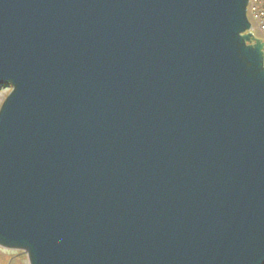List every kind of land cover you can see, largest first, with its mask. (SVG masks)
Instances as JSON below:
<instances>
[{"label":"water","instance_id":"water-1","mask_svg":"<svg viewBox=\"0 0 264 264\" xmlns=\"http://www.w3.org/2000/svg\"><path fill=\"white\" fill-rule=\"evenodd\" d=\"M247 4L0 0V246L29 264H264Z\"/></svg>","mask_w":264,"mask_h":264},{"label":"rangeland","instance_id":"rangeland-1","mask_svg":"<svg viewBox=\"0 0 264 264\" xmlns=\"http://www.w3.org/2000/svg\"><path fill=\"white\" fill-rule=\"evenodd\" d=\"M252 2L248 0L247 4V17L251 23V27L248 31H251L253 36L260 38L264 42L261 31H259L261 16L255 15L257 11L254 10ZM10 90V85H0V106ZM0 264H29V261L26 254L22 253L19 249H9L0 246Z\"/></svg>","mask_w":264,"mask_h":264},{"label":"built area","instance_id":"built-area-1","mask_svg":"<svg viewBox=\"0 0 264 264\" xmlns=\"http://www.w3.org/2000/svg\"><path fill=\"white\" fill-rule=\"evenodd\" d=\"M251 2L253 3L254 10L257 11L255 15L261 16L259 31H261V36L264 38V0H251Z\"/></svg>","mask_w":264,"mask_h":264}]
</instances>
